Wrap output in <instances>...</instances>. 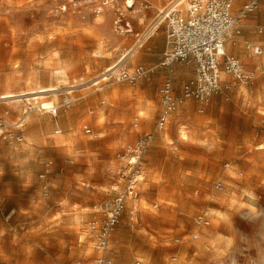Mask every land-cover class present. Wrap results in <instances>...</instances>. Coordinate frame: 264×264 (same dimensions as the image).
I'll return each instance as SVG.
<instances>
[{"label": "rangeland", "instance_id": "rangeland-1", "mask_svg": "<svg viewBox=\"0 0 264 264\" xmlns=\"http://www.w3.org/2000/svg\"><path fill=\"white\" fill-rule=\"evenodd\" d=\"M65 1L0 0V98L39 87L62 90L57 97L0 100V264H94L98 252L88 225L100 218L96 207L123 191L130 175L116 156L152 132L158 118L161 69L134 86L104 80L135 39L114 33L108 11L99 17L56 14ZM151 1L156 9L170 3ZM259 9L240 26L242 34L260 39L263 55L251 60L237 51L254 82L235 84L203 112L187 102L155 136L142 158L137 196L126 203L112 235L113 264H264ZM155 13L147 14L146 25ZM248 18L256 25L247 29ZM138 20L132 19L134 29L142 31L146 26ZM165 50L160 29L122 66H155ZM178 67L190 76L178 90L175 85L177 95L194 77L193 66ZM50 104L58 108L55 116L42 111ZM7 130L18 131L22 143L10 147L1 137ZM206 211L209 225H196Z\"/></svg>", "mask_w": 264, "mask_h": 264}, {"label": "built area", "instance_id": "built-area-1", "mask_svg": "<svg viewBox=\"0 0 264 264\" xmlns=\"http://www.w3.org/2000/svg\"><path fill=\"white\" fill-rule=\"evenodd\" d=\"M185 1L187 6L182 8ZM234 1L170 0L167 7L156 9L148 0H66L54 9V12L60 15L85 16L91 12L96 14V17L106 11L111 12L114 33L119 37L135 39L127 53L121 52L120 61L137 54L160 29H164L166 33V50L158 66L138 65L131 69L118 66L114 71L107 73L108 80L132 86L148 78L158 68L164 71L165 76L159 89L160 112L154 130L141 135L135 143L126 145L116 156L126 165L130 174L126 187L113 198L97 206L100 218L88 225L95 236L94 248L98 252L94 264H113L108 255L112 235L126 208V203L137 196V186L143 172L142 158L155 136L162 135L168 130L173 116L187 102L198 105L200 112H203V108L208 106L214 97L227 95L235 84L246 87L254 82L255 73L247 70L241 59L228 55L226 45L230 44L233 47L242 45L244 54L250 59H257L263 55V49L259 45L241 39L240 26L248 15L259 9L260 0L246 3L238 14L233 13ZM152 11L156 13L146 27L142 31H135L132 19L139 17L138 24H144L142 21ZM176 63L194 68V77L182 85L178 95L174 79ZM228 79H231V82ZM68 101L65 100V105L69 106ZM42 111L55 116L58 108L52 107ZM22 127L23 124H20L16 130ZM16 130L1 133L2 139L10 147H15L23 141ZM40 178L43 179L44 176L41 175ZM217 188L222 187L217 185ZM209 216L208 211L198 215L195 218L196 225H209Z\"/></svg>", "mask_w": 264, "mask_h": 264}, {"label": "crops", "instance_id": "crops-1", "mask_svg": "<svg viewBox=\"0 0 264 264\" xmlns=\"http://www.w3.org/2000/svg\"><path fill=\"white\" fill-rule=\"evenodd\" d=\"M152 4H154L151 0H149ZM250 1H252V0H236V2H235V4H234V7H233V13L234 14H238L239 13V11L243 8V6L246 4V3H248V2H250ZM262 1V2H261ZM260 3H261V8H260V5H259V11H258V14H261V13H264V0H260ZM155 5V4H154ZM256 12V11H255ZM153 14V13H152ZM151 17V14H149V18ZM149 18L148 19H146L147 20V22L149 21ZM252 20H251V18H248V21H247V24H246V26H247V29L248 28H252L253 26H255V25H251V22ZM143 23H144V21H142ZM258 24V23H257ZM144 25L146 26V23H144ZM141 27V26H140ZM243 29V28H242ZM257 29H261V28H257ZM161 30H164V29H161ZM262 30V29H261ZM241 39L243 40V41H249V42H251V43H254V44H257V45H259L260 47H261V41H260V39L258 38V37H254V36H250V35H245L244 34V31H243V34H242V36H241ZM263 43H264V41H262ZM262 49H263V47H261ZM241 50V51H243V49H242V45H239V46H236V47H233V46H231L230 44H227L226 45V52H227V54L228 55H230V56H234V57H237V58H239V59H241L242 61H243V63H244V65H246V63H245V59H243V57H242V55L240 56V55H238V53H237V51L238 50ZM244 53V52H243ZM260 58V57H259ZM163 59V58H162ZM162 59H161V61H162ZM258 59V58H257ZM250 60V59H249ZM252 60V59H251ZM160 61V62H161ZM158 64H160V63H158ZM158 64L157 65H149V66H147V65H144V66H146V67H156V66H158ZM193 69V68H192ZM158 70H160L159 68L153 73V74H151L149 77H151L152 75H155L156 73H157V71ZM161 72H162V75H163V80H164V76H165V73H164V71L161 69L160 70ZM174 71H175V74H174V79H175V85H176V89L178 90V88H179V85H181L184 81H185V79L186 78H188V76H190V74L188 73V72H185V71H183V69H181L180 67H178V69L176 68V69H174ZM192 73V72H191ZM192 75V74H191ZM193 76H194V71H193ZM148 77V78H149ZM148 78H146V79H148ZM193 78V77H192ZM183 81V82H182ZM182 82V83H181ZM43 108V107H42ZM159 112H160V109H159ZM159 112H158V114H157V117H158V115H159ZM172 121V120H171ZM170 126V125H169ZM146 133V132H145Z\"/></svg>", "mask_w": 264, "mask_h": 264}, {"label": "bare ground", "instance_id": "bare-ground-1", "mask_svg": "<svg viewBox=\"0 0 264 264\" xmlns=\"http://www.w3.org/2000/svg\"><path fill=\"white\" fill-rule=\"evenodd\" d=\"M185 2H187V1H185ZM126 60H127L126 57L123 58L119 62V65L118 64L114 65L113 67H111L107 71V73L114 71L118 66L119 67L122 66L123 63ZM61 73L62 72H60V75H62ZM103 79L104 80L105 79H108V76L107 77H104ZM57 83H59V82H57ZM73 88H74V86L73 87H69L67 90H70V89H73ZM61 91L62 90H60V85H58V86H48V87H39V88L31 89L28 92L22 91L21 94H16L14 92H7L5 95L1 96L0 100H3L4 103H6V104L15 103V102H18L19 103L21 101H29V100H33V99H36V98H43V97H46V96L57 97L58 96V93L61 92ZM20 98H24V99L17 100V99H20ZM3 101H1V102L3 103ZM52 105L53 104L43 106V110L51 109L53 107ZM164 137H165L164 139H167L168 138L167 136H164ZM183 139L184 140L187 139L186 135H183Z\"/></svg>", "mask_w": 264, "mask_h": 264}]
</instances>
